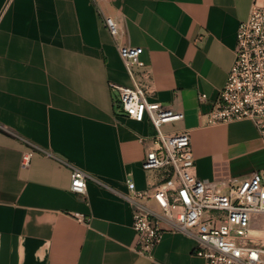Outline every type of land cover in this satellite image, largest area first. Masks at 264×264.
Segmentation results:
<instances>
[{"label":"crops","instance_id":"obj_1","mask_svg":"<svg viewBox=\"0 0 264 264\" xmlns=\"http://www.w3.org/2000/svg\"><path fill=\"white\" fill-rule=\"evenodd\" d=\"M253 3L0 0V264H206L196 240L165 221L151 255L138 251L128 181L144 191L166 175L143 169L155 128L129 118L110 85L133 86L119 46L142 47L148 74H136L150 102L184 114L166 130L190 133L197 176L226 192L264 171L252 120L206 118ZM105 17L121 26L117 42ZM28 144L51 156L37 152L22 167ZM66 163L91 177L86 194L70 190Z\"/></svg>","mask_w":264,"mask_h":264},{"label":"built area","instance_id":"obj_2","mask_svg":"<svg viewBox=\"0 0 264 264\" xmlns=\"http://www.w3.org/2000/svg\"><path fill=\"white\" fill-rule=\"evenodd\" d=\"M105 24L117 42L120 24L112 17H105ZM119 52L133 86H110L119 92L121 108L129 118L148 120L156 131L148 137L150 146L143 169H167L163 180L144 191L136 190L134 182L128 181L130 194L126 199L133 209L138 251L151 255L162 238L165 221L167 229L196 240V255L206 264H264V171L232 179L226 192L200 179L190 133L162 130L183 121L184 114L150 102L146 86L136 74H148L141 60L143 48L120 45ZM234 56L227 82L214 109L206 115L207 125L250 119L264 137V0H254L249 18L240 23ZM37 152L51 156L28 144L22 154V167L30 166ZM66 164L71 168L70 190L86 194L91 177L75 165ZM150 201H155L160 211L150 207ZM74 217L82 223L89 221L82 214Z\"/></svg>","mask_w":264,"mask_h":264},{"label":"rangeland","instance_id":"obj_3","mask_svg":"<svg viewBox=\"0 0 264 264\" xmlns=\"http://www.w3.org/2000/svg\"><path fill=\"white\" fill-rule=\"evenodd\" d=\"M162 130L165 131V132H167L166 127H163ZM151 172H156L157 173L156 174L157 176H165L166 173H167V169L155 170V171H151ZM253 225H256V224L253 223Z\"/></svg>","mask_w":264,"mask_h":264}]
</instances>
